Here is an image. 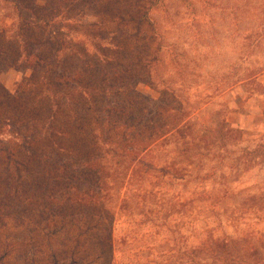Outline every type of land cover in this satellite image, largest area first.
<instances>
[{"label": "rangeland", "instance_id": "rangeland-1", "mask_svg": "<svg viewBox=\"0 0 264 264\" xmlns=\"http://www.w3.org/2000/svg\"><path fill=\"white\" fill-rule=\"evenodd\" d=\"M0 264H264V0H0Z\"/></svg>", "mask_w": 264, "mask_h": 264}, {"label": "trees", "instance_id": "trees-1", "mask_svg": "<svg viewBox=\"0 0 264 264\" xmlns=\"http://www.w3.org/2000/svg\"><path fill=\"white\" fill-rule=\"evenodd\" d=\"M32 56V55H31ZM33 57V59H35L36 60V62H37V64H38V66H40V65H43L44 63H43V60L40 58V57H37V56H32ZM43 63V64H42ZM62 80L63 79H59V81H61L62 82ZM165 122V121H164ZM177 123V122H176ZM166 124V126H167V123H165ZM225 124V123H224ZM180 126V127H179ZM189 128V125H186L185 123L184 124H177V126H175V127H172V128H166L165 129V131H164V133L163 134H161V135H159V134H156L155 136H157L158 135V138L159 137H162V136H164V135H166L167 133H169V132H171V131H177V130H183V129H188ZM152 134V133H151ZM152 137V136H151ZM158 138L157 139H155V140H153V141H151L150 140V138L145 142V145H144V147H143V152L144 151H147L149 148H150V146H151V144H153V142L154 141H156V140H158ZM129 138H127V137H123V140H120V143H125V141L126 140H128ZM108 140H109V138H108ZM133 140H139V139H136V136L135 137H132L131 139H129V141H133ZM140 141V140H139ZM129 151H132V148H129Z\"/></svg>", "mask_w": 264, "mask_h": 264}, {"label": "crops", "instance_id": "crops-1", "mask_svg": "<svg viewBox=\"0 0 264 264\" xmlns=\"http://www.w3.org/2000/svg\"><path fill=\"white\" fill-rule=\"evenodd\" d=\"M262 102V101H261Z\"/></svg>", "mask_w": 264, "mask_h": 264}]
</instances>
